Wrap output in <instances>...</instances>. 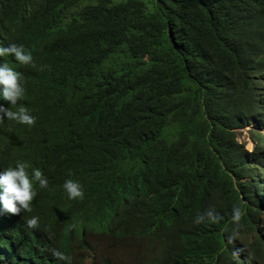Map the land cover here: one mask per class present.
Listing matches in <instances>:
<instances>
[{
	"label": "trees",
	"instance_id": "trees-1",
	"mask_svg": "<svg viewBox=\"0 0 264 264\" xmlns=\"http://www.w3.org/2000/svg\"><path fill=\"white\" fill-rule=\"evenodd\" d=\"M11 44L36 67L0 57L25 89L0 105L36 123L0 122V173L49 183L31 212L0 206V264H83L90 235L141 241L142 264H264V0H0ZM209 206L223 219L196 224Z\"/></svg>",
	"mask_w": 264,
	"mask_h": 264
},
{
	"label": "clouds",
	"instance_id": "clouds-1",
	"mask_svg": "<svg viewBox=\"0 0 264 264\" xmlns=\"http://www.w3.org/2000/svg\"><path fill=\"white\" fill-rule=\"evenodd\" d=\"M6 55L14 57L21 65L36 67L33 55L31 52L26 51L23 46L16 44H11L7 47L0 46V57ZM24 95L25 89L22 85V74L13 70L7 63L0 64V96H2L3 100L8 102L9 105H16ZM5 118L28 126H34L36 123V118L24 107H21L18 111H12L9 107L6 108L0 105V122H3ZM246 129H248V132L252 130L251 128ZM240 131L243 130H239L238 134H240ZM249 140L251 143L250 149H246L244 145V149L247 152H251L253 149V142L250 138ZM237 142L239 143L238 137ZM29 167L27 163L21 162L17 163L15 167H9L0 173V206H2L4 212L11 215H19L22 211L31 212L32 208L30 205H32L38 194L34 184H38L42 189L48 187L49 181L43 172L39 168H33L29 172ZM63 187L70 199L84 198L82 186L78 181L67 179ZM244 216L245 211L241 207H233L232 220L235 225V231L233 236L228 238L229 242L238 234L239 229L243 227L241 221ZM205 219L219 222L223 217L217 212L215 206H209L203 214L196 217L194 222L200 224ZM25 222L28 228L39 229L40 227L38 216H32ZM52 255L59 260H69V257L59 250H53Z\"/></svg>",
	"mask_w": 264,
	"mask_h": 264
},
{
	"label": "rangeland",
	"instance_id": "rangeland-1",
	"mask_svg": "<svg viewBox=\"0 0 264 264\" xmlns=\"http://www.w3.org/2000/svg\"><path fill=\"white\" fill-rule=\"evenodd\" d=\"M264 137V129L260 130ZM239 143H243L246 149H250L248 129L240 131ZM89 246L78 251L77 256L83 264H103L107 258L111 264H142L145 256L144 248L133 237L124 240L111 239L110 236H88Z\"/></svg>",
	"mask_w": 264,
	"mask_h": 264
}]
</instances>
